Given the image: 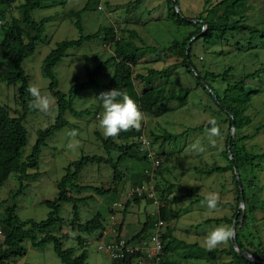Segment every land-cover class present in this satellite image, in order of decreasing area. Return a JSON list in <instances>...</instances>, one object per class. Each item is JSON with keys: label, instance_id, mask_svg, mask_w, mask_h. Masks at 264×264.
Returning a JSON list of instances; mask_svg holds the SVG:
<instances>
[{"label": "rangeland", "instance_id": "obj_1", "mask_svg": "<svg viewBox=\"0 0 264 264\" xmlns=\"http://www.w3.org/2000/svg\"><path fill=\"white\" fill-rule=\"evenodd\" d=\"M22 1L17 0L14 7H17ZM135 1L93 0L89 11L82 15L84 34L95 33L100 27H114L118 36L128 37L127 31L135 30L139 35L136 40L139 46L144 43L149 46L168 47L173 41L182 40L201 25L199 16L206 5V0H176L183 18L188 21L196 19L194 27H178L167 21L171 10H169L166 0H144L138 5H135ZM220 1L211 0V3L216 4ZM87 2L88 0H48L43 8L32 13L33 18L37 21L45 17L50 18L46 24L42 41L38 44L34 55L25 60L22 65L29 77L30 84L38 86L42 94L51 95L50 80L42 75L43 61L58 42L80 38L79 31L75 28L73 21L68 18V12L82 9ZM247 4L249 9L245 13L248 16L246 24L263 27L264 0H248ZM9 17L10 15H8ZM237 18L238 16L230 20L229 24H233ZM200 28L203 31L207 30L205 25H201ZM219 37L222 41L219 40ZM214 38L213 43H206L203 39L192 41L191 62L205 77V81L201 80V85H197L196 73H187L183 67L172 69L167 75L146 80L148 87L164 89L167 96L172 93L177 94L182 88L192 89L185 102L183 100L168 102V111L162 116L154 117L144 113L145 121L141 127L142 133L151 141L154 152L156 155L160 152L172 155L169 161H166L165 158L161 159L164 163V176L167 182L157 174L154 175L153 180L146 174L140 177L139 181L135 180L137 170L141 171L150 167V163L148 165L143 161L137 163L130 160L123 163L120 168L126 177L122 181L118 197L113 194L99 196L93 192L79 194L80 197L93 196L94 198L81 204L80 222H85L100 212L103 215L104 223H109L111 215H114L113 202L119 199L122 206L119 207V213L116 215L117 229L123 219L122 211L125 202L128 200L134 202L133 190L139 187L144 193V196L139 198L143 200L140 204L130 203L124 219V238L129 237L130 239L141 232L147 214L153 212L154 206H156L147 203V200L150 199L145 195L158 198L156 193L154 195L157 185L163 187L167 183L173 184L174 188L169 198L175 200L173 208L180 212V217L172 223L176 228L174 235L178 239L174 244L176 255L173 257L170 254L169 257L180 264H225L231 260V256L223 253H217L211 257L213 252H208L204 243L210 230L216 226L227 224L215 221L202 223L206 220L231 218L234 210L218 205L216 210L209 211L206 206L201 204V201L204 200L202 198L210 193H218L220 203L233 202L236 199L235 170L224 173L215 172L211 175L202 173L203 171L207 172L215 165L220 167L229 165V160L225 157L226 137L234 138L235 142L238 140L235 149L242 157L246 152L264 153V128L253 139L240 141L245 136L254 135L257 128L264 123V39L259 34L252 35L248 31L240 30H228L226 36L219 32ZM67 54L55 68L60 83L59 90L63 92H68L75 81L87 80L85 68L87 59L91 60L92 69H94L101 62L108 60L113 52L110 45L101 41H92L85 43L79 49H70ZM138 61L139 64L134 70L135 74H147L150 69L163 70L167 68L174 64L176 59L165 58L161 54L141 52L138 55ZM257 70L262 71L253 80V85L248 87L249 90H258V93L251 96L245 114L251 118V123L242 130H235L230 127L227 114L219 106L215 97L208 94L207 86L212 87L219 96H222L227 84L234 83ZM225 71H228V75L222 76ZM113 73V65L105 68L98 79V86L83 92L74 101V108L77 111L88 110L89 115L77 118L70 113L66 114L65 118L69 121V126L47 140V145L42 148L39 167L30 171V173H38L40 176L26 182L27 187L16 197L15 202L13 196L20 187L15 175L12 174L4 184L0 185V221L5 216L6 208L13 206L14 203L17 205L16 214L22 220L41 221L46 219L49 209L44 203L57 197V185L66 174L69 164L79 160L82 155L108 156L98 137V134L104 136L98 122V116L103 109L101 102L95 96L103 91V87L111 79ZM135 85L139 93H142L146 83L137 80ZM18 94L19 85L8 86L6 83L0 82V104L7 106L12 116L15 117L21 111ZM57 117V103L48 113L34 110L28 115L24 122L28 130V145L23 150L24 158L31 153L37 141V131L48 128L56 121ZM213 118L223 130L221 136L214 138V145L209 142L207 129L185 133L188 129L209 124ZM73 129L79 133L76 137L69 135ZM164 133L179 136L168 141L161 148L163 139L156 140L154 135L162 136ZM197 142L204 151L192 149V145ZM69 144L74 147L69 148ZM118 156V151L112 152L114 159H117ZM240 173L243 182L247 185L246 195L249 197V203L252 204L251 206H255L254 215L251 217L255 219L253 226L257 227L256 230L250 226L243 232L254 244L253 247H247V251L258 259L257 255L264 256V163L256 167L244 166ZM112 181L113 171L109 165L105 164H89L79 179V182L84 185L105 187L111 186ZM250 181L253 182L250 183ZM158 200L162 205V201ZM240 208L245 210L246 204L241 203ZM60 216L63 219V224L59 234L68 236L63 241L64 246L65 248H74L75 255H79L83 251L78 239L79 233H72L68 227L72 219V205L63 203ZM152 216L154 217V215ZM1 230L2 225L0 224V232ZM250 232H252L251 235H249ZM97 234L80 237L84 239L85 250L88 252L86 264H113L111 256L105 250H99L98 239L100 237H97ZM4 236V232H1L0 242L4 240ZM193 244H198L199 248L192 246ZM186 245H190V247L188 248ZM22 246L26 250V254L9 261L8 264H63L56 255L52 243L43 248H34L30 240H25ZM224 248L230 249L229 240L214 249L222 250Z\"/></svg>", "mask_w": 264, "mask_h": 264}, {"label": "trees", "instance_id": "obj_2", "mask_svg": "<svg viewBox=\"0 0 264 264\" xmlns=\"http://www.w3.org/2000/svg\"><path fill=\"white\" fill-rule=\"evenodd\" d=\"M47 1L48 0H23L17 7H14L17 0H0V21L2 22L0 25V82H4L8 86L19 85L18 101L21 105V111L18 112V116L15 117L12 116L7 106L0 104V185L4 184L12 174L15 175L20 183V187L13 196L14 202L16 197L27 187L26 182L40 176L38 173L33 174L30 173V171L36 170L39 167L42 148L47 145V140L53 137L57 132L69 126L70 123L65 118L66 114L70 113L77 118L89 115L90 112L88 110L77 111L74 108V101L80 97L83 92L98 86V79L103 70L108 66H114V73L103 87V91L113 88L126 91L136 101L143 113L154 117H160L168 111V102L178 100H183L185 102L192 89L182 88L177 94L172 93L167 96L164 89L151 86L148 87V81L146 80L167 75L172 69L183 67L187 73L191 74L194 73L192 70V68H194L198 79L197 85H201V80L205 81V77L201 75L191 62L192 41L194 39L197 41L203 39L206 43H213L214 37L217 36L219 32H222L223 35L226 36L228 30L248 31L252 35L259 34L264 39V26L246 24L248 16L245 15V13H247L249 9L247 4L248 0H221L216 4L211 3V0H206L204 10L199 16V23H201L202 26L205 25L207 30L203 31L202 28H200L201 25H199L197 29L187 34L182 40H175L168 47L149 46L144 43L139 46L136 42L139 35L135 30H128V37H120L117 35L114 27H100L97 32L85 35L82 15L89 11L93 1L88 0L82 9L68 12V18L73 21L75 28L80 33V38L58 42L43 61L42 75L50 80L49 91L56 99L58 117L48 128L37 131V141L31 153L24 158L23 150L28 145V130L24 122L34 109H30L28 106L29 101L32 99L26 91L30 82L22 65L25 60L34 55L46 31V24L50 18L45 17L37 21L33 18L32 13L35 10L43 8ZM142 1L144 0H136L135 5H138ZM166 1L169 10H171L167 17V21L172 22L178 27L196 26V19L188 21L182 17V12L179 7L178 10L175 9L173 0ZM8 15H10L9 18ZM237 16L238 18L236 21H234L233 24H229V21L235 19ZM219 40L222 41L221 37H219ZM92 41H101L106 45H110L113 55L108 60L101 62L94 69H92L91 60L87 59L85 64L87 80L83 82L75 81L68 92L59 90L60 83L55 73L56 66L68 55L67 52L70 49H79L85 43ZM189 44L190 47L187 49ZM141 52L161 54L165 58H175L176 62L163 70L150 69L147 71V74H135L134 70L139 64L138 55ZM260 71L262 70H257L236 80L234 83L227 84L222 96H219L218 92L212 87L211 89L214 94L208 91V94L214 96L219 106L226 112L230 127L235 130H242L251 123V118L245 114L251 96L258 93V90H249L248 87L253 85V80L260 74ZM227 75L228 71L222 74V76ZM137 80L144 84L146 83L142 93H139L135 85V81ZM208 127H210L209 124L195 129H188L185 133L207 129ZM263 128L264 123L257 128L254 135L245 136L240 141L253 139ZM221 132H223L222 129ZM141 134L142 129L139 131L135 129H131L127 132L122 131L116 138H105L98 134L104 152L108 156L82 155L79 160L69 164L66 168V174L57 185V197L53 200H47L44 203L49 209L46 219L41 221H36L34 219L22 220L16 214V203L11 207H7L5 216L0 221L2 225L1 232L5 234L4 240L0 242V264H8L9 261L19 256H24L26 250L22 244L25 240H30L34 248H43L47 244L52 243L56 255L63 264H86L88 252L85 250L84 239L80 237L93 236L98 233L97 237L101 238L106 227L103 215L100 212H97L91 219L80 222L81 204L94 198L93 196L80 197L79 194L93 192L99 196H109L113 194L118 197L122 181L126 177L124 172L120 169L123 163L130 160L136 161L137 163L143 161L148 165L150 163L147 155L140 150L138 138ZM178 136L179 135L170 133H164L162 136L154 135L156 140L163 139L161 148L164 147L163 145H165V143L176 139ZM226 139L227 150L225 152V157L229 160V165L224 167L215 165L207 172H200L211 175L215 172L224 173L230 170L234 171L235 168L237 169L239 179H237V175L235 174V201L229 203L219 202L218 204L220 206L231 207L234 210V214L231 218L206 220L202 224L215 221L216 223L225 222L232 227L235 222L238 247L247 251V247H253L254 244L247 238L248 236H246L243 230L250 228V226L257 230V227L255 225L253 226L255 219L251 217V215H254L255 206H251L252 204L250 205L249 203V197L246 195L247 185L243 182L240 170L243 171V167L247 165L256 167L264 163V153L254 154L246 152L242 157L235 149V144L238 140L235 142L234 138L230 136H227ZM113 151L119 152L117 159L112 157ZM171 156V154L167 155L165 152H160L156 155L157 159L160 161V166L155 174L164 179L165 182H167L164 176L165 168L161 159L165 158L166 161H169ZM89 164L109 165L113 171L112 185L105 187L81 184L79 182L80 175ZM148 168L150 167H146L141 171L137 170L135 180L137 179V181H139L140 177L145 174ZM252 182L253 181H250V183ZM173 188L174 185L169 183L165 184L163 187L156 186L155 193L162 201L159 211L154 217H147L141 232L128 239L131 243L141 238H147L150 234L155 232V227L153 225L156 221H154V218L161 219L164 224L166 223V227H164L165 231L163 229L162 233L164 248L161 264H179L177 261H172L167 258V255L173 250L174 244L177 242V239L173 235L174 229L172 222L178 220L180 217V212L173 208L175 200L169 198ZM242 198L246 204L245 210L240 208ZM118 200L116 202H119ZM133 200V203L140 204L143 199L136 195ZM132 202L131 200L125 202L122 211L123 219L118 227L119 234L125 224L124 219L131 205L130 203ZM152 202L153 200H147L149 204H153ZM63 203L72 205V219L68 227L72 233H79L78 239L83 249L79 255H75L74 248H65L63 241L67 239V234H59L63 224V219L60 216ZM112 209H114L113 213L116 217L117 213H119V207L113 206ZM251 234L252 232H250L249 235ZM229 242L230 249H213L211 250L213 252L211 257H214L217 253H223L231 256V260L225 264H258L245 259L236 251L230 240ZM186 246L190 247V245ZM192 246L199 248L198 244H193ZM207 251L210 252L209 250ZM257 256L260 262H264V256L261 254ZM130 259L133 258L130 257ZM126 261L128 260H123L121 264H124Z\"/></svg>", "mask_w": 264, "mask_h": 264}, {"label": "clouds", "instance_id": "obj_3", "mask_svg": "<svg viewBox=\"0 0 264 264\" xmlns=\"http://www.w3.org/2000/svg\"><path fill=\"white\" fill-rule=\"evenodd\" d=\"M26 91L32 97L29 101V108L48 113L56 103L55 98L51 95L42 94L41 90L35 84H29ZM102 105V113L98 116L99 127L102 129L105 138H116L124 131L131 129L139 131L145 121L144 113L140 110L136 101L126 92L113 88L111 90L102 91L95 96ZM210 127L207 128L209 142L215 144L216 137L221 136V128L217 121L213 118L209 121ZM78 131L73 129L69 132L71 137H76ZM144 139L143 137L141 138ZM145 143H147L145 141ZM69 148L74 145L69 144ZM194 151H204L199 142L192 145ZM220 202L218 193L208 194L203 201L202 206H206L209 211L217 209ZM234 236V230L227 225L214 227L208 232L204 243L209 251L218 245L226 243Z\"/></svg>", "mask_w": 264, "mask_h": 264}, {"label": "built area", "instance_id": "obj_4", "mask_svg": "<svg viewBox=\"0 0 264 264\" xmlns=\"http://www.w3.org/2000/svg\"><path fill=\"white\" fill-rule=\"evenodd\" d=\"M1 24L2 22L0 21V25ZM142 137L144 138L143 140L141 139ZM145 141L147 143H145ZM138 142L140 143V150L147 155L150 161V168L146 169L145 174L153 180L155 172L160 166V161L157 159L152 143L146 135L142 133L138 138ZM133 194H135L134 197L136 195L138 197L144 196L143 191L139 189V187H137L136 190H133ZM145 197L153 200L152 203L157 206L158 212L161 206L158 200L159 198L150 195H145ZM120 206H122L120 202L114 203V207ZM110 220L112 222L111 228L105 229L98 241L99 250H105L111 256L113 264H120L123 260H128L126 261V264H161L164 248L162 229L165 226L161 219L157 218L154 223V233L150 234L147 238H141L131 243L128 239L122 237L118 233V228L116 229V223H118L116 217L111 215ZM130 257L133 259H130Z\"/></svg>", "mask_w": 264, "mask_h": 264}, {"label": "water", "instance_id": "obj_5", "mask_svg": "<svg viewBox=\"0 0 264 264\" xmlns=\"http://www.w3.org/2000/svg\"><path fill=\"white\" fill-rule=\"evenodd\" d=\"M174 2V7L178 10V4L176 2V0H173ZM190 47V44L188 45L187 49ZM188 53V52H187ZM191 66V65H190ZM192 70L195 72V69L192 68ZM207 86V85H206ZM208 88V91L213 93L212 89L207 86ZM214 94V93H213ZM235 172H236V175H237V178L239 179V174H238V171L237 169L235 168ZM242 203H245L244 202V199L242 198ZM233 230H234V236L231 238V242L234 246V248L245 258L247 259L248 261L250 262H254V263H258V264H264V262H260L254 255H252L250 252L246 251V250H243V249H240L238 247V243H237V239H236V224L235 222L233 223Z\"/></svg>", "mask_w": 264, "mask_h": 264}, {"label": "crops", "instance_id": "obj_6", "mask_svg": "<svg viewBox=\"0 0 264 264\" xmlns=\"http://www.w3.org/2000/svg\"><path fill=\"white\" fill-rule=\"evenodd\" d=\"M223 203H229V201L228 202H223ZM152 206H154V204H151ZM155 208H154V210H153V212H151L150 214H147V217H149V216H152V215H154L155 216V214H156V211H157V208H156V206H154ZM229 208V207H228ZM231 208V207H230ZM156 219L157 218H154V221H156ZM155 223V222H154ZM173 223V222H172ZM111 226H112V222L110 221L109 223H106L105 224V227H106V229H109V228H111ZM154 226V225H153ZM173 226V225H172ZM164 227H166V223H165V226ZM164 229V231H165V228H163ZM163 229H162V231H163ZM173 229H174V232L176 231V228L173 226ZM174 232H173V235H174ZM124 226H123V228H122V230H121V232H120V235L121 236H123L124 237ZM174 237L176 238V236L174 235ZM126 239H129V237H125ZM177 239V238H176ZM177 241H178V239H177ZM177 243V242H176ZM189 248V247H188ZM205 248V247H204ZM176 255L175 254V247L173 248V250L167 255V258L169 259V260H172V261H174L173 259H170V257H169V255ZM173 256V257H174ZM184 256V255H183ZM184 257H186V255L184 256ZM180 264V263H179Z\"/></svg>", "mask_w": 264, "mask_h": 264}]
</instances>
